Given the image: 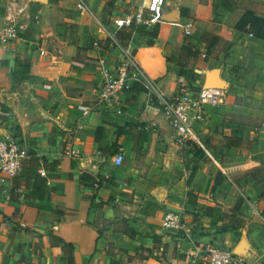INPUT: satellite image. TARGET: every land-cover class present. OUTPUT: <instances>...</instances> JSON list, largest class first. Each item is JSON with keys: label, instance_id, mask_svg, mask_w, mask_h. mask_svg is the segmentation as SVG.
Masks as SVG:
<instances>
[{"label": "crops", "instance_id": "crops-1", "mask_svg": "<svg viewBox=\"0 0 264 264\" xmlns=\"http://www.w3.org/2000/svg\"><path fill=\"white\" fill-rule=\"evenodd\" d=\"M141 2L29 0L20 37L0 42V137L38 161L0 173V264H68V245L71 264H180L210 245L264 264V39L236 27L246 11L264 18V0H167L154 26L117 28ZM108 32L164 96L219 82L225 101L191 113L212 159L177 142L139 80L99 102L98 59L119 56ZM223 210L245 224L222 228ZM165 211L184 229L163 226Z\"/></svg>", "mask_w": 264, "mask_h": 264}, {"label": "built area", "instance_id": "built-area-1", "mask_svg": "<svg viewBox=\"0 0 264 264\" xmlns=\"http://www.w3.org/2000/svg\"><path fill=\"white\" fill-rule=\"evenodd\" d=\"M167 0H142L140 7L130 14L116 18L114 23L117 28L129 26L132 22L154 26L162 21L164 6ZM29 0H2V22L0 42H8L20 37L28 19ZM143 10L147 16H143ZM192 22L184 26V34H191ZM109 45L119 51V56L114 62L108 63L105 57L98 59L101 79L98 88V100L101 103L109 102L127 87L129 79L139 80L149 91L159 99V104L164 114L170 120L176 131L177 142L191 143L212 159L210 150L206 146L199 131L191 121V113H201L206 106H217L225 99V91L221 86L211 85L199 88H188L176 91L170 96L159 93L158 86L142 71L134 57V51L128 44L122 43L115 32H108ZM40 50V54H44ZM86 112V111H85ZM28 157V148L14 133H5L0 137V173L8 176L17 175L23 161ZM123 161L122 149L114 156L113 163L120 165ZM163 226L184 229L185 224L179 214L165 211ZM180 264H251L243 256L229 247L210 245L196 248L187 254Z\"/></svg>", "mask_w": 264, "mask_h": 264}, {"label": "trees", "instance_id": "trees-1", "mask_svg": "<svg viewBox=\"0 0 264 264\" xmlns=\"http://www.w3.org/2000/svg\"><path fill=\"white\" fill-rule=\"evenodd\" d=\"M137 23L132 22L129 27L132 30H135L137 28ZM250 25V27L253 30V33L264 39V18L254 16L250 11H246L244 15L239 19V21L236 23L237 28H242L246 25ZM156 35V30L154 29L152 32L149 33L150 37H154ZM120 40L125 44V38H120ZM148 43H152V40H149ZM37 159L35 158L34 154L32 151L28 150V157L24 159L23 164L28 165L29 167H34L35 164H37ZM22 164V167H23ZM21 167V168H22ZM191 177V176H190ZM189 181V180H188ZM189 193V192H188ZM219 219L222 222V228L231 226L234 228H240L245 224V218L242 217L241 215L233 212V211H228V210H223L219 215ZM69 255L67 257L68 264L72 263V246L68 245L67 247ZM42 253L44 254H50L48 249L43 248Z\"/></svg>", "mask_w": 264, "mask_h": 264}, {"label": "water", "instance_id": "water-1", "mask_svg": "<svg viewBox=\"0 0 264 264\" xmlns=\"http://www.w3.org/2000/svg\"><path fill=\"white\" fill-rule=\"evenodd\" d=\"M211 86V85H219V82L217 80H213L210 76L206 77V83L205 86Z\"/></svg>", "mask_w": 264, "mask_h": 264}, {"label": "rangeland", "instance_id": "rangeland-1", "mask_svg": "<svg viewBox=\"0 0 264 264\" xmlns=\"http://www.w3.org/2000/svg\"><path fill=\"white\" fill-rule=\"evenodd\" d=\"M224 101H225V99H224ZM224 101H223V102H224ZM223 102H222V103H223Z\"/></svg>", "mask_w": 264, "mask_h": 264}]
</instances>
